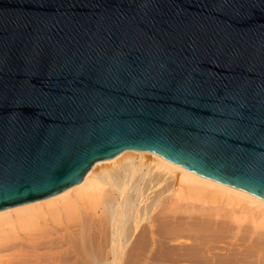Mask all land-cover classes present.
I'll list each match as a JSON object with an SVG mask.
<instances>
[{
	"label": "water",
	"instance_id": "1",
	"mask_svg": "<svg viewBox=\"0 0 264 264\" xmlns=\"http://www.w3.org/2000/svg\"><path fill=\"white\" fill-rule=\"evenodd\" d=\"M123 150L264 199V0H0V210Z\"/></svg>",
	"mask_w": 264,
	"mask_h": 264
},
{
	"label": "bare ground",
	"instance_id": "2",
	"mask_svg": "<svg viewBox=\"0 0 264 264\" xmlns=\"http://www.w3.org/2000/svg\"><path fill=\"white\" fill-rule=\"evenodd\" d=\"M184 192L201 199L188 207L207 235L230 239L208 263L264 264V199L135 150L95 162L52 196L1 209L0 264H157L170 250V223L182 226L184 216L165 212L159 223L150 214Z\"/></svg>",
	"mask_w": 264,
	"mask_h": 264
},
{
	"label": "rangeland",
	"instance_id": "3",
	"mask_svg": "<svg viewBox=\"0 0 264 264\" xmlns=\"http://www.w3.org/2000/svg\"><path fill=\"white\" fill-rule=\"evenodd\" d=\"M167 198L168 199H165L164 201L165 203L167 202V205L164 204V207L163 205L157 207L154 211L151 212L150 216L154 217V219L157 220L159 216L161 217L160 214L163 215L165 214V212H166V215L170 214L171 217L173 216V214L175 216H177V214L181 216L182 214L184 216V219H183L184 224L182 226L181 225L179 226V224L177 225L175 223V220H173L175 218L173 217L171 218L173 220V223H170L171 225L169 226V228L170 227L171 228L169 229L170 233L168 234V236L169 237L171 236V237L169 239L170 241L168 242V245L166 248L168 250L170 248V250L169 251L167 250L168 252L164 251L165 254L164 253L161 254L158 252L159 255L157 254L158 255L157 257L161 259H160V262H158L157 264H241V263H234L232 261H224V260H217V259L213 263L211 262L208 263L206 261V257L209 256V252H213V253L223 252L224 248H226V245H228L229 243L227 241H229L230 239L229 238L226 239L225 237H217L218 235L217 232L218 231L224 232V229L226 228L227 224H225L226 225L225 227L224 225L221 224L224 227V229L222 228L223 230L219 229L221 228V226H218L220 224L216 225L219 227L218 228L215 226L214 229H216L215 230L216 233L214 232V229H212L211 233L214 232L217 235L215 234H214L215 236L207 235L210 231L208 229H211L210 226L202 220L203 217L198 216L200 219L195 217L197 215L195 210L189 211L188 205L198 206L201 202V199L190 196L186 192L180 193L177 195H171V196H168ZM208 202L209 204H212L210 201ZM177 206H180V207H177ZM176 207L177 208L183 207V208L180 209L181 211L180 212L179 209L178 210L176 209ZM161 208L162 209L166 208L168 210L164 211L163 209L164 213H162ZM158 221L160 223L161 220L158 219ZM159 225L160 224H158L157 226ZM228 227L229 226H227V228L225 229L226 231L227 229H229Z\"/></svg>",
	"mask_w": 264,
	"mask_h": 264
}]
</instances>
